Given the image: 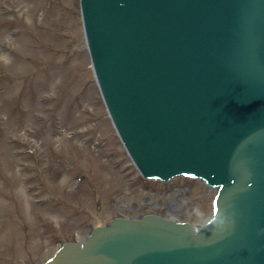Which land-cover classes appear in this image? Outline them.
Listing matches in <instances>:
<instances>
[{
	"label": "water",
	"instance_id": "water-1",
	"mask_svg": "<svg viewBox=\"0 0 264 264\" xmlns=\"http://www.w3.org/2000/svg\"><path fill=\"white\" fill-rule=\"evenodd\" d=\"M111 117L145 173L217 189L197 230L97 227L48 264H264V0H82Z\"/></svg>",
	"mask_w": 264,
	"mask_h": 264
},
{
	"label": "rangeland",
	"instance_id": "rangeland-1",
	"mask_svg": "<svg viewBox=\"0 0 264 264\" xmlns=\"http://www.w3.org/2000/svg\"><path fill=\"white\" fill-rule=\"evenodd\" d=\"M79 0H0V264H41L98 222L203 224L215 191L146 182L90 68Z\"/></svg>",
	"mask_w": 264,
	"mask_h": 264
},
{
	"label": "bare ground",
	"instance_id": "bare-ground-1",
	"mask_svg": "<svg viewBox=\"0 0 264 264\" xmlns=\"http://www.w3.org/2000/svg\"><path fill=\"white\" fill-rule=\"evenodd\" d=\"M170 220H174V218H171Z\"/></svg>",
	"mask_w": 264,
	"mask_h": 264
}]
</instances>
